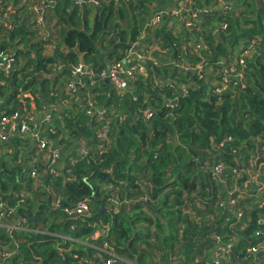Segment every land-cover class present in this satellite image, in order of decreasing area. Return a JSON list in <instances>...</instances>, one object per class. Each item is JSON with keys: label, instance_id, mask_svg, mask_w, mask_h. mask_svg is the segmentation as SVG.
<instances>
[{"label": "trees", "instance_id": "obj_1", "mask_svg": "<svg viewBox=\"0 0 264 264\" xmlns=\"http://www.w3.org/2000/svg\"><path fill=\"white\" fill-rule=\"evenodd\" d=\"M40 1L0 0L14 59L0 113L37 119L47 141L14 129L0 143V220L28 227H0V264H108L105 246L114 264H264V0H52L58 39L36 27ZM134 45L144 59L126 90L74 81L75 66L99 74Z\"/></svg>", "mask_w": 264, "mask_h": 264}, {"label": "built area", "instance_id": "obj_2", "mask_svg": "<svg viewBox=\"0 0 264 264\" xmlns=\"http://www.w3.org/2000/svg\"><path fill=\"white\" fill-rule=\"evenodd\" d=\"M88 1L93 2L96 5H99L98 0H88ZM52 2H53L52 0H41L40 2H38L37 4H34L33 6L29 8V11H30V14L32 15L33 20H35L38 25L40 26L45 25L44 21L46 20V15L49 12V5ZM75 2L77 4H81L83 3V0H75ZM218 2H219V5H222V6L225 5L226 7L228 0H218ZM182 11H189V10L186 8L176 9L174 14H179ZM9 16H10L9 12H6L4 17L9 18ZM197 16H198V13L196 11L192 12L191 19L188 22H186V26L192 27L193 20L197 19ZM161 21H162V16L160 14H157L150 19L149 25L155 26V25H158ZM133 49H134V46H133ZM246 54L247 52H245V55ZM6 58H8L7 59L8 61L6 60ZM143 59H144L143 54H141L139 51L130 50L129 53L126 56H124L121 60L113 61L112 63L109 64L107 69L102 70L99 74H95L94 72H92L91 68L88 67V65L81 63L78 66H75L74 68H72L74 79L77 78L79 74L78 79L74 81L75 82L78 81L81 75L87 74L95 78L92 80V84H95L96 80H98L99 78L105 79V80H108L116 90L124 91L128 87L129 79H131L137 72L140 71V68L135 64V61L143 60ZM13 61H14L13 58H9L8 56H5L3 53H0V72L4 71L6 73H9V71L12 68ZM71 87L73 90H75L73 84H71ZM143 115L146 119L149 118L151 115L150 110H145L143 112ZM98 116L100 120L104 121L105 111L99 110ZM18 117H19L18 114H15L11 117V116L5 115L4 113H0V143L6 142L9 139V135L11 131H13L14 129H19L22 134L30 133L31 136L35 140L37 141L41 140L39 143V149L44 150V148H46L47 141L42 136L41 132L32 131L30 122L33 120V118L22 119L21 121H19ZM36 120L34 119L33 122H35ZM44 120L46 122L51 123L52 122L51 115H49ZM107 132H108V127L105 125L99 129L98 136L104 138L106 137ZM51 153L53 156L51 160V165H52L51 171L53 172L56 170L55 163L57 161V158L60 155L59 148L53 147ZM81 154H86V151L82 150ZM222 168H223L222 165H218L215 170L216 174H219ZM36 175H37V171L33 170L31 172V176L36 177ZM260 190L264 191V183L262 184V187ZM89 203H90L89 199H84L83 201L75 205L74 209L70 210L69 212L79 213V214L85 213L89 210ZM3 214L4 213H2V215ZM0 227L8 228L10 230H18V231L23 230V229H28L27 221L23 219L22 220L15 219L11 221L0 220ZM99 250L109 256L108 264H114L118 259H122L119 256L113 254V251L108 246H105L104 248H99ZM223 251H225L226 253H230L231 251L230 246H227V247L220 246L211 255V258L214 259L215 261H220L222 259ZM256 251H257L256 249L251 250V252L253 253Z\"/></svg>", "mask_w": 264, "mask_h": 264}, {"label": "rangeland", "instance_id": "obj_3", "mask_svg": "<svg viewBox=\"0 0 264 264\" xmlns=\"http://www.w3.org/2000/svg\"><path fill=\"white\" fill-rule=\"evenodd\" d=\"M13 13V11H11V12H9V14H12ZM49 16H50V14H49ZM44 22H46V20L44 21ZM49 30H50V32H51V34L53 35H51L52 37H54V39H58V30H59V27H58V24H57V22H54L50 17H49ZM36 27H37V29H38V31L40 32V34H43L42 32H43V30L45 29V27H46V24L45 25H43V26H40V25H38V24H36ZM47 38H49V36H47ZM49 46V47H48ZM54 50V46H52V45H47V48H46V52L47 53H51L52 51Z\"/></svg>", "mask_w": 264, "mask_h": 264}, {"label": "crops", "instance_id": "obj_4", "mask_svg": "<svg viewBox=\"0 0 264 264\" xmlns=\"http://www.w3.org/2000/svg\"><path fill=\"white\" fill-rule=\"evenodd\" d=\"M49 14H51V10H50V8H49V12L47 13V15H46V22H45V24H46V27H45V29L43 30V34H41V36L42 37H44V38H47V36H49L50 34H51V32H50V28H49V17L54 21V22H57L55 19H53V17H51V16H49ZM49 28V29H48ZM134 50V49H133ZM139 50V49H138ZM50 114H44V115H40V116H42V117H45V118H47L48 116H49ZM38 121V120H37ZM55 146H56V144H55ZM102 234V231H97V232H95L94 234H93V239H97L100 235Z\"/></svg>", "mask_w": 264, "mask_h": 264}, {"label": "water", "instance_id": "obj_5", "mask_svg": "<svg viewBox=\"0 0 264 264\" xmlns=\"http://www.w3.org/2000/svg\"><path fill=\"white\" fill-rule=\"evenodd\" d=\"M217 2H218V0H215L214 6L217 4ZM178 4H179V3H178ZM178 4L176 5V7L178 6ZM168 10H170V9H168ZM138 49H139V46L134 45V51H139ZM121 58H123L122 55H121ZM78 76H79V74H78ZM78 76H77V78H75L74 80H77V79H78ZM107 81H108V80H107ZM101 208H104V204L101 205Z\"/></svg>", "mask_w": 264, "mask_h": 264}]
</instances>
